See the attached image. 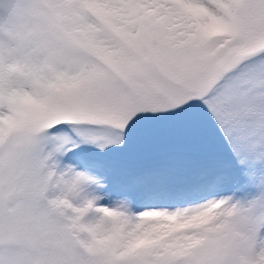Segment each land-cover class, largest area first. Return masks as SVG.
I'll list each match as a JSON object with an SVG mask.
<instances>
[{"label":"snow or ice","instance_id":"6c2138e0","mask_svg":"<svg viewBox=\"0 0 264 264\" xmlns=\"http://www.w3.org/2000/svg\"><path fill=\"white\" fill-rule=\"evenodd\" d=\"M0 264H264V0H0Z\"/></svg>","mask_w":264,"mask_h":264}]
</instances>
